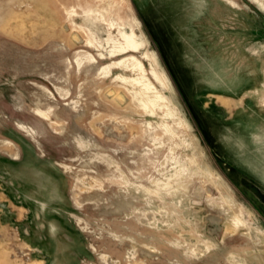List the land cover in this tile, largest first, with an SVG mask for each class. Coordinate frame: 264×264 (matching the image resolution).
Here are the masks:
<instances>
[{
    "label": "rangeland",
    "instance_id": "obj_1",
    "mask_svg": "<svg viewBox=\"0 0 264 264\" xmlns=\"http://www.w3.org/2000/svg\"><path fill=\"white\" fill-rule=\"evenodd\" d=\"M0 264H264V0H0Z\"/></svg>",
    "mask_w": 264,
    "mask_h": 264
},
{
    "label": "bare ground",
    "instance_id": "obj_2",
    "mask_svg": "<svg viewBox=\"0 0 264 264\" xmlns=\"http://www.w3.org/2000/svg\"><path fill=\"white\" fill-rule=\"evenodd\" d=\"M123 38H125V40L126 39H128L126 36H123ZM111 39V38H110ZM112 40V39H111ZM109 40H107V42H108ZM127 45H130V43H127Z\"/></svg>",
    "mask_w": 264,
    "mask_h": 264
}]
</instances>
